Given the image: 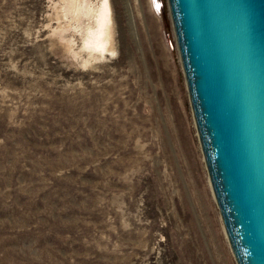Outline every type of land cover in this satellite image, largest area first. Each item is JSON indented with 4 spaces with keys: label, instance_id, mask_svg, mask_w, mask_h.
Masks as SVG:
<instances>
[{
    "label": "rangeland",
    "instance_id": "1",
    "mask_svg": "<svg viewBox=\"0 0 264 264\" xmlns=\"http://www.w3.org/2000/svg\"><path fill=\"white\" fill-rule=\"evenodd\" d=\"M101 3L0 0V264H236L166 3Z\"/></svg>",
    "mask_w": 264,
    "mask_h": 264
},
{
    "label": "water",
    "instance_id": "2",
    "mask_svg": "<svg viewBox=\"0 0 264 264\" xmlns=\"http://www.w3.org/2000/svg\"><path fill=\"white\" fill-rule=\"evenodd\" d=\"M236 264H264V0H164Z\"/></svg>",
    "mask_w": 264,
    "mask_h": 264
},
{
    "label": "bare ground",
    "instance_id": "3",
    "mask_svg": "<svg viewBox=\"0 0 264 264\" xmlns=\"http://www.w3.org/2000/svg\"><path fill=\"white\" fill-rule=\"evenodd\" d=\"M78 4L81 5V3ZM108 4H109L108 0H102V3L98 6V9L96 8V11L93 13L94 25L92 24L91 26H88L85 32L86 34L83 40L84 44L91 46V48L96 49V51L98 49L101 50L104 49L106 51L111 47L110 45L111 32H109V29L111 28V27L109 28L110 6ZM74 7L78 8L77 5Z\"/></svg>",
    "mask_w": 264,
    "mask_h": 264
}]
</instances>
